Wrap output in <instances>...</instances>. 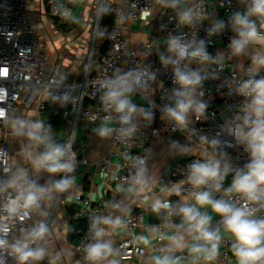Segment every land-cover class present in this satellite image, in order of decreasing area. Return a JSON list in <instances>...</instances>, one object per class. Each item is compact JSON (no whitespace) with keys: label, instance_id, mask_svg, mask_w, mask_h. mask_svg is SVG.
I'll use <instances>...</instances> for the list:
<instances>
[{"label":"built area","instance_id":"built-area-1","mask_svg":"<svg viewBox=\"0 0 264 264\" xmlns=\"http://www.w3.org/2000/svg\"><path fill=\"white\" fill-rule=\"evenodd\" d=\"M87 0H46L49 14L54 18L70 19L73 17L72 7L83 5ZM94 16L97 18V28L94 40L98 37L101 21L106 14H113L114 21L111 25H105V43L103 53L100 55L99 64L92 68L93 52L90 53L89 63L80 77L68 79L57 71L49 72V58L42 46V42L35 30L29 11L28 0H0V109L7 113L6 118L0 119V152L3 160L0 161V179H4V170L14 171L11 152L10 117L19 105L25 103L31 107L35 102L37 108L43 114L60 115L62 119L70 121L72 136L68 142L72 144L78 127L92 131L98 123H105L115 131L112 133V143L118 147L124 160L119 164L113 177L120 186L126 188L128 180L134 174L133 160L143 158L148 163L154 145L159 140L170 139L173 135H182L186 140L195 145V152L187 153L184 157H175L168 172L161 177V184L170 189L174 184L186 180L188 166L197 160L204 159L212 154L213 147L202 140L208 141L216 138L221 141L218 151L227 154L234 168L243 167L248 162V154L243 147L237 145L234 139L228 135L227 127L238 114L239 105L243 102L236 92L238 84L247 78V71L251 66V57L258 51V46L252 45L245 55H232L229 47L232 37L230 25L222 32L211 35L209 29L212 23L221 19L226 24L237 11H243L241 0H181L179 8H172L162 4L160 0H94ZM185 8H192L199 14V19L194 27L181 25L178 12ZM147 13V15H145ZM144 21L145 25L153 28L151 35L143 42L133 47L129 46L126 36L127 21ZM184 34L188 39L206 42V50L213 57H221L222 63L212 64L202 69L206 74L200 89L203 95L200 97L207 105L204 116L197 119L190 115L187 127L178 128L174 122L164 118L163 107L171 103L172 89L175 87L174 75L171 66H164L160 61V54L167 55V40L172 35ZM101 48V50H102ZM254 49H257L255 52ZM196 67V65H192ZM132 69L145 70L155 73V81L150 82L148 90L137 93L143 98L142 108L153 113V119L147 121L142 115L137 114L133 118L135 131L123 136L119 129L118 114L107 109L101 101L104 80L114 76L117 71L123 73ZM264 76V70L259 73ZM69 96L65 101L64 97ZM136 95V94H135ZM132 96V100L134 96ZM37 99L39 101H37ZM40 112V113H41ZM77 166L74 182L78 176L80 164L87 163L86 157L77 152ZM59 176L54 179H59ZM232 174L224 181V187L230 186ZM191 186L184 185L181 196L171 194L162 201H169L173 205L192 203L189 193ZM68 191L57 194V201ZM215 198H221L223 193H214ZM239 203V198L232 197ZM5 200L0 195V202ZM76 205L72 219L80 224L76 228V251L86 257L85 248L94 242L90 226L93 218L104 216L106 207L103 202L94 201L90 192L76 191L71 198ZM146 209H132L122 219L121 225L125 234L116 245L115 254L121 261L141 259L146 254V247L135 238V230L142 227L151 232L153 226H161V231L170 234V230L164 225L169 222L179 223L178 216L167 217L163 210L158 221H147ZM264 217V212L258 213ZM220 217L212 220L211 228L219 229L221 240L216 259L206 262L202 258L195 264H234L236 257L232 252V238L219 223ZM47 220L45 223L48 224ZM8 234L9 241L20 238L25 230L35 226L34 213L23 222L14 221ZM158 244H165L167 239L154 238ZM44 242H42L43 245ZM165 255L179 261V264H194V258L185 248L184 250L167 251ZM5 264H17L14 257L7 252H0ZM29 264H53L52 260L44 257L37 262Z\"/></svg>","mask_w":264,"mask_h":264},{"label":"clouds","instance_id":"clouds-1","mask_svg":"<svg viewBox=\"0 0 264 264\" xmlns=\"http://www.w3.org/2000/svg\"><path fill=\"white\" fill-rule=\"evenodd\" d=\"M172 8H179L181 0H160ZM243 11L232 13L228 24L217 19L209 29L211 35L222 32L230 25L235 34L230 41L232 55L241 56L248 53L252 45L258 46V51L252 55L251 66L247 78L236 87V92L243 97L238 114L229 123L227 133L237 145L243 147L248 154V162L243 167L234 168L230 157L218 151L219 139L208 141L214 151L204 159L197 160L188 166L186 180L174 184L168 189L170 194L181 196L184 185L191 186L189 196L192 203L173 205L169 201L156 200L153 211L162 210L167 217L178 216L179 223L169 222L164 227L170 234L161 231V226H153L150 237L167 239V251L184 250L194 258V264L201 258L206 262L216 259L219 252L221 234L219 229H212V215L201 209H211L219 216L223 229L234 242L232 252L237 264H264V217L258 213L264 212V76L259 73L264 70V0H241ZM147 15V13H145ZM199 14L192 8L178 12L181 25L194 27ZM167 55L161 53L160 61L164 66H171L175 87L171 93V103L166 104L162 111L164 118L174 122L178 128L187 127L190 115L197 119L204 116L207 105L200 99L203 81L207 78L203 68L212 64H221L222 58L211 56L206 50V42L188 39L184 34L172 35L167 40ZM196 65V67H192ZM156 74L145 70L132 69L119 72L101 84L103 94L101 101L107 109L118 114L121 125L119 132L123 136L135 131L133 118L139 114L147 121L153 119V113L138 107L132 96L148 90L150 82L155 81ZM65 101L69 96L64 97ZM6 111L0 109V119L6 118ZM14 135L24 137L33 149L25 155V160L31 168L16 166L15 170H4V179H0V195L5 200L0 202V252H7L14 257L17 264H29L44 259L46 248L42 242L49 234L46 223L40 222L23 235L9 241L11 231L9 222H23L29 219L31 213L39 210L44 201L53 198L54 194L68 191L73 182L72 175L77 166V154L72 150L71 142H58L54 137L51 125L42 120L18 119L13 125ZM97 134L106 138L115 131L112 127L100 126L95 129ZM4 158L0 152V161ZM134 174L128 180L126 189L122 191L135 192L143 190L148 184V169L143 158L133 160ZM47 174L48 180L41 184L39 178ZM232 174L230 186L224 187V181ZM59 176V179L54 177ZM214 193H223L221 198H215ZM239 198V203L232 197ZM118 207V205H117ZM123 221L120 217L96 216L90 226L94 242L86 248V259L92 264L105 260L113 254L112 241L104 239L106 228H119ZM145 245L150 244L149 237H141ZM190 241V242H189ZM0 264H5L0 258ZM109 264H117L115 260ZM155 264H179L168 255L158 257Z\"/></svg>","mask_w":264,"mask_h":264},{"label":"crops","instance_id":"crops-1","mask_svg":"<svg viewBox=\"0 0 264 264\" xmlns=\"http://www.w3.org/2000/svg\"><path fill=\"white\" fill-rule=\"evenodd\" d=\"M81 8L82 5L73 6V14L79 13ZM152 32L153 28L145 25L142 20L127 21L125 33L129 39L130 47L145 41ZM70 55V58L67 60L70 61L72 59L74 65L71 67L68 65L67 70L65 68L61 70L60 66L56 64L50 72L57 71L61 76L68 79L80 77L84 72V69H81L82 61L77 56L73 57L72 53ZM133 99L138 107H143L144 102L140 95L136 94ZM41 115L37 109L28 110L23 105H19L11 114L9 121L10 128L13 129L12 125L18 119L40 120ZM62 120L64 124L61 126V129L51 128L57 141L64 143L72 136V130L70 128V121ZM100 126H106V124L98 123L92 131L86 130L81 126L78 127L75 133L73 148L80 156L86 157L88 162L80 164L77 179L73 182L67 194L63 195L57 204V194H54L52 199L44 201L40 208L42 217L40 220L34 219L36 221L35 226L40 222L45 223L49 220L47 224L49 234L42 246L46 248L45 257L50 258L53 264H92L84 255L77 252L75 248L76 228L80 223L72 219L75 211L70 212V207L68 206L71 205V209L74 207V210L77 208L75 203L71 201L76 191H88L94 201L103 202L106 207L104 216L120 217L122 220L130 210L142 208L147 211L148 221L150 219V209L153 208L152 205L155 201H162L165 197L171 195L167 187L161 184V177L165 176L168 172L175 157H184L185 154L192 151L189 148V143L183 145L185 142L183 139L185 140V138L182 135L175 134L170 139L157 141L146 164L148 169L147 186L143 190L135 192L122 191L121 186L113 180V177L124 157L120 149L112 143L110 137L102 138L97 134L95 129ZM192 152H195V147H193ZM14 166L15 164L13 163ZM47 180V174H42L39 178V183L44 184ZM201 211L212 215L213 219L217 218V215L212 213L210 208L201 209ZM50 213V217L47 218V215L49 216ZM103 227L106 228L104 239L112 241L113 254L105 260L98 262V264H109V261L112 260H115L117 264H155L156 258L165 255V245H169V241L163 245L156 243L155 239L150 237L151 232L139 227L135 230L134 235L146 247V254L141 259L121 261L116 257L115 249L117 242L125 234L124 230L121 226L115 230L109 226ZM141 237H149L150 244L145 245ZM234 264H237V261Z\"/></svg>","mask_w":264,"mask_h":264},{"label":"rangeland","instance_id":"rangeland-1","mask_svg":"<svg viewBox=\"0 0 264 264\" xmlns=\"http://www.w3.org/2000/svg\"><path fill=\"white\" fill-rule=\"evenodd\" d=\"M29 8L35 30L49 58V65L47 67L49 72L56 64L60 66L61 70L63 68L67 70L68 65H70V67L74 65L72 59H70V61L67 60L70 58L71 53L74 55L73 57L77 56L81 59L82 70L87 68L91 52H93L92 68L98 66L100 55L103 53L101 48L105 43L104 26L108 23L105 21L106 18L102 19V27L99 29L98 37L94 40L95 30L98 26V20L96 16H94V0H87L84 2L80 12L75 13L70 19H56L52 17L48 12L46 0H29ZM254 51L256 52L257 49H254ZM37 101L39 100L37 99ZM21 105L26 109L28 108V110H38L36 102L31 107H28L25 103ZM41 114L40 120L44 123L51 122V118L48 115L42 112ZM10 130H12L13 133L11 137V149L13 163L15 164L14 170L16 166H23L28 168L31 174V168L30 165L26 163L25 155L33 149L26 138L18 137L14 135L13 129L10 128ZM183 141H185L183 145L189 143V148L193 151L195 145L186 139H183ZM66 142H68V140ZM192 151L190 153H192ZM33 213L34 219L36 220L37 218V220H40L42 217L41 210H36ZM51 213L49 216L47 215V218L50 217ZM35 220L34 222H36Z\"/></svg>","mask_w":264,"mask_h":264},{"label":"trees","instance_id":"trees-1","mask_svg":"<svg viewBox=\"0 0 264 264\" xmlns=\"http://www.w3.org/2000/svg\"><path fill=\"white\" fill-rule=\"evenodd\" d=\"M105 18H106L105 21L108 23V25H111L113 23V21H114L113 14H106ZM56 19H58V18H56ZM49 117L51 118V122H47L45 124L46 125H51V127L55 128V129H59V128L61 129V126L64 124V121L62 120L61 116L60 115H50ZM68 207H70L69 208L70 212H73V211L76 210V208L74 210V207H73V209H71V205L68 206ZM160 214H161V212L157 213V212L153 211V208L150 209V219L149 220L150 221H158V218H159Z\"/></svg>","mask_w":264,"mask_h":264}]
</instances>
